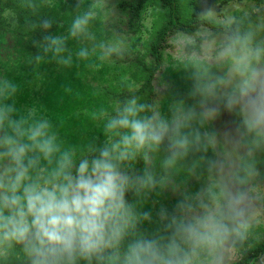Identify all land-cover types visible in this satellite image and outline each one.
<instances>
[{
  "label": "clouds",
  "instance_id": "obj_1",
  "mask_svg": "<svg viewBox=\"0 0 264 264\" xmlns=\"http://www.w3.org/2000/svg\"><path fill=\"white\" fill-rule=\"evenodd\" d=\"M102 6L103 0H94L75 14L67 35H45L43 52L71 67V55L64 56L66 44L89 36ZM0 15L15 18L10 8ZM215 17L213 8L201 13L205 20ZM222 24L229 34L215 60L225 72L209 75L205 68L196 77L189 95L201 97L198 106L181 102L165 117L136 95L99 105L87 112L100 129L99 143L68 144L40 108L17 106V83L0 79V260L17 248L27 264H227L234 258L252 219L264 213L251 205L248 192L222 188L221 197L174 217L167 235H146L137 232L141 217L127 194L155 188L157 178L147 167L135 176L125 170L137 157L150 164L151 154L165 142V171L194 148H206L215 137L193 122L222 110L238 117L234 143L244 136L251 137L253 148L264 143V41H257L251 28L242 29L232 15ZM42 27L50 28L51 22L44 20ZM77 55L87 58L89 53L81 49ZM99 58H105L103 52ZM237 182L247 179L237 177ZM148 218L144 213L143 219Z\"/></svg>",
  "mask_w": 264,
  "mask_h": 264
},
{
  "label": "rangeland",
  "instance_id": "obj_2",
  "mask_svg": "<svg viewBox=\"0 0 264 264\" xmlns=\"http://www.w3.org/2000/svg\"><path fill=\"white\" fill-rule=\"evenodd\" d=\"M77 2L80 4H72L68 8L67 26L61 35H67V29L74 15L81 10H87L94 0H77ZM114 4L115 0H103V6L98 11L96 20L92 22L88 37L69 39L64 56L66 58L71 55V67L57 63L50 55L43 52V47L38 52L43 60L36 62L34 66L31 46L44 42L38 39L34 32L18 36L14 31H0V79L8 78L17 83L20 86L16 97L17 106L21 109L33 106L40 108L42 114L51 119L62 139L68 144L83 146L90 141H97L96 136H102L99 127L91 122L87 112L99 105L112 104L104 90V85L109 82L116 91H119L121 82L114 80L113 76L118 74L122 78L129 76L125 66L107 63L106 49L113 45L117 49L122 45V35L119 34L117 24L125 27L123 22L125 19L118 15ZM207 8L215 10V21L222 22L226 15H232L239 22L248 21L247 29L251 28L254 32L257 29L264 30V0H229L214 5L203 1L201 13ZM152 20L153 16L146 13L142 31L152 29ZM191 38L185 33H177L170 37L174 47L168 48L165 52L166 62L156 86L160 91L163 90L164 80L172 86V91L165 100L160 101L162 92L154 99L155 111L162 116H170L172 107L181 102L185 107L192 105L189 93L196 82V77L203 75L197 61L202 60L203 66L206 67L217 62L216 51L225 39L222 37L205 42L201 55H188L183 50V45ZM256 40L264 41V31ZM101 44L104 45L103 49ZM81 49L88 51L89 55L86 59L78 57L77 54ZM102 52L105 55L104 59L99 58ZM224 72L225 67L219 64L214 75H223ZM193 105L198 106L199 102ZM237 119L234 114L222 110L214 118L205 119L202 123L199 119L193 122V126L200 128L201 132H207L209 138L214 136V143L208 144L206 148L204 146L199 149L194 148L175 167L167 171L161 166L169 154L163 145L158 152L151 154L152 158L147 166L140 157L128 162L125 168L129 169L127 172L130 176L142 174L147 167L157 178L155 188L142 190L139 195L133 193L129 200L141 217L136 225L137 232H144L139 230V222L145 226V229L153 224L166 228L174 217L183 216V213L190 214L191 209L198 210L201 202L207 203L213 197H221L222 188L231 191L240 189L234 181V172L240 157L252 151L249 146L241 142V139L239 143H234ZM263 169L264 165L257 168L258 171ZM161 177L163 183H160ZM252 177H255V174H252ZM252 177H249L250 180L243 191L248 192L252 206L264 208V178L253 183ZM144 213L149 214L148 219H143ZM253 226H262L263 232L262 230L261 232L264 235V213L256 215L251 221L250 230L258 229ZM238 246L237 243L233 253L234 258L228 260L227 264L238 260L242 253L247 251V247L244 246L239 253ZM253 255L248 264H264V252ZM0 264H27V262L17 248L7 260H0Z\"/></svg>",
  "mask_w": 264,
  "mask_h": 264
},
{
  "label": "trees",
  "instance_id": "obj_3",
  "mask_svg": "<svg viewBox=\"0 0 264 264\" xmlns=\"http://www.w3.org/2000/svg\"><path fill=\"white\" fill-rule=\"evenodd\" d=\"M203 1H206L209 5H214L229 0H115L114 5L118 10V15L123 16L125 19L123 21L125 27L117 24L119 34L122 35V45L117 49L114 45L108 47L107 52L109 48L114 50L108 52L106 58L109 64L116 63L120 67L125 66L129 76L127 78H122L120 74L113 76L114 80L121 82L119 91H116L115 87L109 82L106 86L104 85V90L109 95L112 103L136 95L140 97L141 103L148 104L155 110L154 99L160 96V92H162L160 101L170 96L171 85L163 80L162 84L165 88L160 91L156 83L160 80V74L166 62L165 52L168 48L174 47V44L170 41V37L174 34L185 33L192 37L183 45V50L188 55H201L205 42L222 37L226 38L229 33L226 32L222 22L201 18ZM72 4L80 3L77 0H0V13L4 8H10L15 13V18L10 20H5L0 15V31H14L18 36L34 32L38 39L44 42L45 35H61L64 32L68 21V8ZM146 13L153 16L152 29L142 31L143 19ZM44 20L51 22L50 28L45 29L42 27ZM239 24L242 29H247L248 21H241ZM263 31L262 29L256 30V39ZM42 47L43 43L31 46L32 64L34 66L37 62L35 57ZM203 64L202 60L197 61L202 73L203 69L207 68L208 74L214 75L220 63L214 62L209 67L203 66ZM134 85L135 87H133ZM131 88H133V91L129 90ZM200 99L199 96L191 97L190 104L193 105L199 102ZM96 138L97 141L95 142L97 143L103 139L102 136H96ZM241 142L249 146L252 151L240 157L238 167L234 172V181L240 189L244 190L252 174H255V177H252L254 179L253 183L264 178V169L262 171L257 170L261 165H264V143L258 148H253L250 136H244ZM163 146L167 149V142ZM125 170L128 171L129 169L125 168ZM248 172H251L250 176L246 175ZM237 177H246L247 183L239 184ZM204 190L199 191L203 192ZM132 195L133 192H129L127 199L130 200ZM138 227L142 232L144 230L143 234L146 235H167L169 231L168 226L161 228L154 224L145 229V226L140 222ZM253 227H258V229L250 230L249 228L246 238L238 242L237 251L240 253L244 246L247 247V251L243 252L238 260L230 264H248L253 258V254L264 252L262 226Z\"/></svg>",
  "mask_w": 264,
  "mask_h": 264
}]
</instances>
